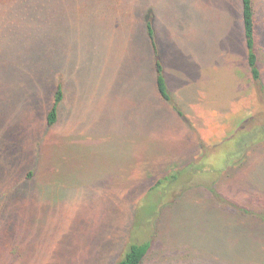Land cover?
<instances>
[{"label":"rangeland","instance_id":"rangeland-1","mask_svg":"<svg viewBox=\"0 0 264 264\" xmlns=\"http://www.w3.org/2000/svg\"><path fill=\"white\" fill-rule=\"evenodd\" d=\"M254 10L258 82L240 0H0V264H114L129 233L151 242L143 264H264V142L241 160L244 137L226 143L264 125V0ZM148 15L171 103L145 89ZM204 151L240 161L145 196Z\"/></svg>","mask_w":264,"mask_h":264},{"label":"trees","instance_id":"trees-1","mask_svg":"<svg viewBox=\"0 0 264 264\" xmlns=\"http://www.w3.org/2000/svg\"><path fill=\"white\" fill-rule=\"evenodd\" d=\"M254 0H240V16H241V30H242V37L245 43V48L247 51L246 56V63L249 75L251 77V80L258 82L261 78L260 69H259V56L257 52V41H256V23H255V12H254ZM143 29L145 38L148 41V44L150 45V56L152 59L151 62V70L152 74L150 75L149 65L147 62H145L144 65V85L146 91L149 93V89L156 98H160L165 103H171V97L167 89V83L164 77V69H163V63L161 58V52L160 48L157 43L156 39V33L153 25L152 16L148 15L146 16V19L143 22ZM146 61H148L147 53H146ZM52 74V73H51ZM51 74H49L46 78L43 80L46 82L47 78H51ZM42 80V79H41ZM64 82L63 80L59 81L55 85L54 94L52 96V102L50 104V107L48 109V112L46 114V125L47 127H54L58 120L61 117L63 104L65 103V96H64ZM173 109L175 112L181 116L182 113L177 110L175 106H173ZM239 139L244 137L243 142V151L241 154L240 160L243 158L244 153L248 150L256 149L264 142V125L259 127H252L248 129L247 131H238L237 133H234L229 141H226V143H229L230 141H235L237 138ZM243 140V139H242ZM245 151V152H244ZM208 157V154H206V151L202 153V155L199 158V162L195 164V162H192L190 164L185 165L184 167L180 169H176L171 171L170 173L164 175L163 177H160L150 188L147 189V192L145 196L149 193H156L159 195H162L166 192L167 189L171 187L173 183H175L177 180H179L181 177L188 176L189 178H192L193 176H206L210 179H217L223 172H225L230 166L228 164H234L239 161H235L236 159H229L225 160V165H221L218 168L212 167V165H205L203 162H206L210 160V158L205 160V158ZM247 158V155H245V160ZM244 160V159H243ZM228 161V162H227ZM230 162V163H229ZM240 166V165H239ZM187 172V173H185ZM187 179V178H186ZM264 185V184H263ZM209 188V187H208ZM193 189V188H191ZM188 189V190H191ZM213 189V190H212ZM193 191V190H191ZM211 191H214V188L211 187ZM138 201L135 203V209H134V215L132 217V225L131 228L134 231L137 229L139 223H138V206L136 205ZM168 204L160 205L156 216H159V211L161 208L165 207L167 208ZM242 218V217H241ZM258 223L264 224V219H258L256 218ZM255 220V219H253ZM154 224V223H153ZM131 236V233H129L127 237V243L124 245L122 250L119 254V259L114 262V264H143L145 259L147 258L151 242L149 240L147 241H141L137 242L135 239H129ZM249 264H260V263H249Z\"/></svg>","mask_w":264,"mask_h":264}]
</instances>
